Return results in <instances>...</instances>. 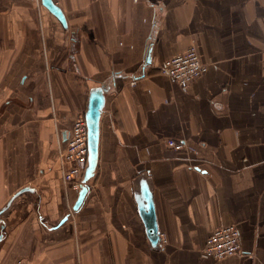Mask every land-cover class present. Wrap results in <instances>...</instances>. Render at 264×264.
I'll return each mask as SVG.
<instances>
[{
	"label": "crops",
	"instance_id": "1",
	"mask_svg": "<svg viewBox=\"0 0 264 264\" xmlns=\"http://www.w3.org/2000/svg\"><path fill=\"white\" fill-rule=\"evenodd\" d=\"M54 1L67 27L41 0H0V211L31 188L0 213V264H264V0ZM191 45L208 69L184 88L160 66ZM102 84L99 162L74 210L59 138ZM230 224L242 253L207 256Z\"/></svg>",
	"mask_w": 264,
	"mask_h": 264
},
{
	"label": "built area",
	"instance_id": "2",
	"mask_svg": "<svg viewBox=\"0 0 264 264\" xmlns=\"http://www.w3.org/2000/svg\"><path fill=\"white\" fill-rule=\"evenodd\" d=\"M208 69L199 56L197 47L191 45L184 52L166 59L160 66V73L187 88ZM137 81H133L135 85ZM60 163L63 180L74 192L81 188L83 172L88 157V127L85 115H78L65 137L59 138ZM167 145L175 151L184 149V143L169 139ZM162 238H165L162 234ZM204 252L207 256L221 260L242 253L241 231L238 226L221 225L213 229L207 238Z\"/></svg>",
	"mask_w": 264,
	"mask_h": 264
},
{
	"label": "water",
	"instance_id": "3",
	"mask_svg": "<svg viewBox=\"0 0 264 264\" xmlns=\"http://www.w3.org/2000/svg\"><path fill=\"white\" fill-rule=\"evenodd\" d=\"M53 15H55L64 27L68 26L66 16L62 8L56 4L54 0H41ZM151 50H149L147 62L151 61ZM107 87L105 85L95 86L90 89L88 95V104L85 111V118L88 127V157L87 165L82 178L81 188L74 202L73 209L78 210L83 204L88 191L89 181L95 176L96 169L99 162V144H100V122L101 116L105 106V92ZM31 190L30 187H24L17 191L9 200L7 205L0 211L3 212L20 193ZM135 199L137 201L139 213L145 223L146 233L151 242V245L156 247L160 241V230L156 219L155 205L153 199V192L146 176L139 179V190L135 192ZM65 216L61 223L67 219ZM3 227V225H2ZM2 234H0V240Z\"/></svg>",
	"mask_w": 264,
	"mask_h": 264
},
{
	"label": "bare ground",
	"instance_id": "4",
	"mask_svg": "<svg viewBox=\"0 0 264 264\" xmlns=\"http://www.w3.org/2000/svg\"><path fill=\"white\" fill-rule=\"evenodd\" d=\"M86 108H87V107H86ZM85 111H86V110H85ZM84 115H85V112H84ZM84 171H85V169H84ZM83 175H84V172H83ZM77 195H78V193H77ZM77 195H76V198H77ZM76 198H75V199H76Z\"/></svg>",
	"mask_w": 264,
	"mask_h": 264
},
{
	"label": "rangeland",
	"instance_id": "5",
	"mask_svg": "<svg viewBox=\"0 0 264 264\" xmlns=\"http://www.w3.org/2000/svg\"><path fill=\"white\" fill-rule=\"evenodd\" d=\"M81 115H84V112H82ZM75 195H77V191L75 192Z\"/></svg>",
	"mask_w": 264,
	"mask_h": 264
}]
</instances>
